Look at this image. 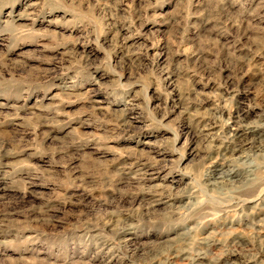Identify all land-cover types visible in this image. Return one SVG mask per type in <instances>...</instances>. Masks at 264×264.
<instances>
[{
	"label": "rangeland",
	"instance_id": "1",
	"mask_svg": "<svg viewBox=\"0 0 264 264\" xmlns=\"http://www.w3.org/2000/svg\"><path fill=\"white\" fill-rule=\"evenodd\" d=\"M263 99L264 0H0V264H264Z\"/></svg>",
	"mask_w": 264,
	"mask_h": 264
},
{
	"label": "bare ground",
	"instance_id": "2",
	"mask_svg": "<svg viewBox=\"0 0 264 264\" xmlns=\"http://www.w3.org/2000/svg\"><path fill=\"white\" fill-rule=\"evenodd\" d=\"M229 119H231V127L226 129L227 140H226L225 144L221 148H219L217 151L210 152L208 155V158L211 159V166L209 168V174L208 175H210L213 178L214 183H218V184H221L224 181H227L230 177L234 176L232 169H230L228 167L230 158H229V155L227 156V153L228 154L232 153L237 148H239L242 144H244L247 140L254 141L257 139L258 143L264 142V123L259 124L258 126L257 125L240 126L237 124L239 121V117L237 114L234 115L233 117H230ZM207 126H210V124L208 122L203 124V128L200 131L206 130ZM143 199H145V195L141 194L139 196L133 197L131 202H136V201L140 202ZM237 239L238 238H236V237L233 238V240H236L235 242L241 243V241H238ZM237 243H236V245H237ZM205 255H206L205 252H198V253L194 254V256L192 258H189L190 264H199L201 259ZM180 257H182L181 259H185L184 255L180 254L179 251L178 252H172V253L168 252L164 258V261H159L156 264H166L167 262H169L170 264H173V263L177 262L180 259Z\"/></svg>",
	"mask_w": 264,
	"mask_h": 264
}]
</instances>
